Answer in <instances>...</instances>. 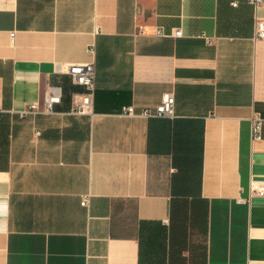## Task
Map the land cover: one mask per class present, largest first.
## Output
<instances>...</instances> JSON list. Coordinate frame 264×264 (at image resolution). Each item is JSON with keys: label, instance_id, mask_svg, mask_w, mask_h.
<instances>
[{"label": "crops", "instance_id": "crops-1", "mask_svg": "<svg viewBox=\"0 0 264 264\" xmlns=\"http://www.w3.org/2000/svg\"><path fill=\"white\" fill-rule=\"evenodd\" d=\"M234 1L0 0V264H264V3Z\"/></svg>", "mask_w": 264, "mask_h": 264}, {"label": "built area", "instance_id": "built-area-1", "mask_svg": "<svg viewBox=\"0 0 264 264\" xmlns=\"http://www.w3.org/2000/svg\"><path fill=\"white\" fill-rule=\"evenodd\" d=\"M256 7H260L264 0H253ZM237 5L238 1L233 2ZM163 34L162 32H160ZM182 33L181 29L175 30L176 35ZM12 35L14 33L12 32ZM264 38V16L256 13L255 18V31L254 39ZM73 80L76 85L82 87L81 90H77L72 95V112L76 114H92L94 112V95H95V78L96 69L95 62L88 61L83 63H69L63 69ZM61 101L60 92L51 87L48 89L43 97V105L40 106L39 102H33L28 107L27 111L37 112L43 111L47 113L55 112V104ZM3 107L0 105V112ZM124 112L128 114H136L133 105H127L124 107ZM145 116H167L173 117L175 115V94L172 91H166L162 94L160 102L154 107H145L140 112ZM262 124L263 118L254 114L252 117V136L254 139H260L262 137ZM253 196H264V179H251L249 185V196L251 199ZM241 199H245L242 198ZM90 197L85 195L81 199V204L84 206H89Z\"/></svg>", "mask_w": 264, "mask_h": 264}, {"label": "rangeland", "instance_id": "rangeland-1", "mask_svg": "<svg viewBox=\"0 0 264 264\" xmlns=\"http://www.w3.org/2000/svg\"><path fill=\"white\" fill-rule=\"evenodd\" d=\"M45 94V93H44ZM43 97H44V95H43Z\"/></svg>", "mask_w": 264, "mask_h": 264}]
</instances>
